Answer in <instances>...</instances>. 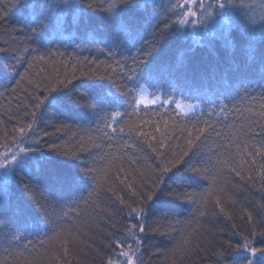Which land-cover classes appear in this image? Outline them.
I'll return each mask as SVG.
<instances>
[{
	"label": "trees",
	"instance_id": "1",
	"mask_svg": "<svg viewBox=\"0 0 264 264\" xmlns=\"http://www.w3.org/2000/svg\"><path fill=\"white\" fill-rule=\"evenodd\" d=\"M95 2L107 8L113 0ZM180 2L149 0L151 6L142 13L144 20L137 34L131 39L122 38L119 48L110 55L99 42L104 39L100 31L73 23L78 17L74 9L56 13L64 20L61 32L50 26L42 30V39H31L33 16L39 10L16 12V0H0V11L12 9L0 20V145L5 136L10 142L11 134L19 135L15 133L17 127L31 123L29 139L39 140L45 151L49 143L62 151H77L76 157L47 153V165L74 178L75 183L57 194L46 179L41 181L42 190L58 202H53L56 206L50 209L49 222L38 231H24L20 220L13 216L17 207L32 216L39 214L20 183L11 179L7 182L3 207L11 225L6 231L15 226L20 239L0 235V264H104L109 257L116 259L121 249L113 241L128 237L132 243L127 228L136 222L118 197L125 204L137 206L133 193L155 180L162 162L187 151L188 132L195 136L198 128L205 129V135L194 141L185 162L166 175L145 209L144 219L151 228L140 249L144 264H224L232 250L224 258L218 257L221 244H242L250 228L249 213L257 224L264 218L260 167L264 156L259 154L264 152L261 0H231L239 19L213 15L206 25L194 5L197 16L190 21L196 28L192 30L193 23L182 26L189 33L184 35L173 27L170 31L174 35L160 49H153L157 43L153 17L159 13L176 19L173 13ZM204 2L214 4L215 0ZM90 15L99 19L103 12L97 7L90 10ZM241 20L243 26H238ZM156 31L159 33V29ZM146 50L153 51L147 57L149 67L183 59L197 79L203 74L213 83L226 82L225 87L231 85V94L222 104L209 103L195 94L168 88L161 80L159 86L144 88L149 99L160 94V102L133 111L131 101L144 92L135 87L137 81L128 79L134 75L132 58L141 57ZM41 55L44 60L38 59ZM73 76L79 79L52 94L44 107H33L38 102L36 97L47 95L50 81ZM100 76L105 80L97 79ZM120 88L132 95L125 98ZM81 91L88 93L99 108L109 110L103 122L69 100ZM100 93L107 97V104L101 102ZM180 100L186 106L197 103L199 108L184 114L174 105ZM115 112L120 116L112 119ZM64 114L70 117L67 127L57 121ZM3 151L0 146V153ZM86 164L92 169L93 180L80 172ZM194 166L204 170L203 178L188 170ZM173 189L181 199L170 195ZM254 243L264 246V238L257 236Z\"/></svg>",
	"mask_w": 264,
	"mask_h": 264
},
{
	"label": "snow or ice",
	"instance_id": "2",
	"mask_svg": "<svg viewBox=\"0 0 264 264\" xmlns=\"http://www.w3.org/2000/svg\"><path fill=\"white\" fill-rule=\"evenodd\" d=\"M189 4L195 5L196 8L200 10V16L202 17L201 22L205 25L207 24V20L213 15L220 18L234 15L239 19V11L233 7L231 0H215L214 4L205 3L204 0H182V2L177 4L178 10L173 13L176 19H170L167 14L161 17L159 13H156L153 17L155 20V23L152 25L153 37L154 40L157 41L156 44L152 45L153 49L156 47L160 49L167 38L174 35V33L170 31L173 27H175L176 32H180L184 35L189 34L188 29L182 26L193 23L189 18L197 16V11L188 7ZM150 6L149 0H113L107 8L99 5L95 0H16V4L13 7L16 12L21 13L28 8L39 10L38 14L33 16L35 23L31 29L33 33L30 37L31 39H42V30L50 26L53 27L55 32H61L64 27V20L62 15L58 16L56 13L58 11L64 13L65 11L74 9L78 13V17L74 18L73 23L77 27L83 26L86 29L92 28L93 31H100L104 39L99 42L107 48L108 54L111 55L114 54L113 49L119 48L122 38L131 39L137 34L144 20L142 13L146 12ZM260 6L264 8V0H261ZM97 7L101 9L103 15L99 19H94L90 15V10ZM10 11H12V9L0 11V20L5 19ZM262 18H264V15H262ZM53 20H55L54 26ZM161 24L163 28H161ZM238 26H243L242 20ZM157 29H159V33L156 31ZM224 39L227 40L228 37L225 36ZM24 51L28 52L29 50L25 48ZM152 54L153 51L146 50L141 57L132 58L135 63V67L132 69L134 75H130L128 79L130 81H137L135 87L139 88L141 92H143L146 85L159 86L161 80H163L168 88L181 91V93L187 92L190 95L195 94L197 99L207 100L209 103L222 104L231 94L228 92V87H231V85L225 87L226 82L213 83L208 76L203 74L197 79L183 59H177L173 63L160 62L149 67V58L147 57H151ZM38 59L44 60L45 57L41 55ZM261 61L264 62V53L261 54ZM117 63H119V61H117ZM82 75L88 76L87 73H83ZM78 79V77L73 76L72 79L65 77V79L57 78L54 82L50 81L46 86L47 95H44L43 98L36 97L38 102L33 107L36 110L41 109V107L45 106L46 101L52 94L67 89L69 85L73 84L74 80ZM89 79L92 78L90 77ZM97 79L105 80V77L100 76ZM107 79L111 80V77H107ZM149 82L152 83L149 84ZM119 93L125 98L132 95L131 92H125L123 88L119 89ZM99 95L102 103L107 104L109 102L103 93ZM156 99L158 100L160 97L157 96ZM69 100L94 113L101 122L106 119V115L109 112L106 108H99L98 104L89 98L88 93L83 91L75 96L69 97ZM152 102L155 103V101ZM144 103L145 100L143 95H141L139 99L133 98L131 101V104L134 106L133 111ZM186 107L194 106L188 105ZM262 107H264V105H262ZM32 115L35 117L36 112L33 111ZM119 116L120 113L115 112L112 119H116ZM69 118L67 114H64V118L57 121L63 123L64 126L67 127ZM105 127H107V125H105ZM31 130V123L26 127H17L15 133L19 135L11 134L12 139L10 142L7 136H5L4 144L0 145L4 147V152L0 153V235L8 239L14 238L16 241L20 239V236L17 235L18 231L16 227L11 226L10 231H6L9 229L11 222L10 220H6V211L3 207L4 193L7 190V182L10 179L20 183L24 192L28 194L36 212L39 214L38 216H32L27 214L21 207L15 209L13 216L20 220L24 231H38L42 225H46L49 222L50 209L56 206L53 202H58L51 194H46V192L42 190L40 186L42 180L46 179L57 194H62L66 188L71 187L75 183L74 178L47 165V153L54 152L64 157H76L77 151L75 149L71 152L62 151L60 146L55 143H49L48 150L45 151V149L40 146L39 140L29 139ZM121 131H123V129H121ZM196 131L197 134L195 136L193 132H188L189 140L187 142V151L182 152L169 162H162V166H158L159 173L156 175L155 180L150 185H147L144 190H137L133 193V195L136 196V201L133 203L137 206L134 207L132 204H125L124 199L118 197L120 203L125 205L129 215L136 221L127 228L132 243L128 242V237L113 241L115 247L121 250L116 259L109 257L104 261V264H144L143 253L140 249L141 246L146 243L144 237L151 228V225L144 219L145 209L164 184L166 175L185 162L184 157L189 156V152L193 149L194 141H199L201 136L205 135V129L203 128H198ZM140 135H144V133L140 132ZM205 139H207L206 136ZM13 144L16 145L15 148H12ZM153 151H157V149L154 148ZM259 154L264 156V152ZM251 163L255 164L256 161L252 160ZM260 167L262 170L261 176L264 178V164L260 165ZM188 170L202 178L204 176V170L197 166ZM80 172L84 177L90 180L94 179L91 175L92 169L88 164L81 168ZM237 175H239V173H237ZM38 192L39 195H37ZM170 195L181 199L176 189H173ZM184 195L186 196L188 194L184 193ZM216 203L219 204L220 201L217 200ZM221 211H223V209H221ZM247 219L250 228L248 233L242 237V244L233 245L230 242L227 243L226 246L221 244V250L216 253L218 257L224 258L226 254L229 253V250H232L231 253L227 255V259L224 260V264H264V246H256L254 243L257 236L264 238V218H261L259 224H257L252 214L249 213ZM133 243L136 247H133ZM65 251H67V249H65ZM120 258L123 259L121 260Z\"/></svg>",
	"mask_w": 264,
	"mask_h": 264
},
{
	"label": "rangeland",
	"instance_id": "3",
	"mask_svg": "<svg viewBox=\"0 0 264 264\" xmlns=\"http://www.w3.org/2000/svg\"><path fill=\"white\" fill-rule=\"evenodd\" d=\"M189 7H191V8H193L194 7V5H192V4H189ZM195 20L194 19V17H190L189 18V20ZM196 28V24H194L193 23V26H192V30H194ZM145 90H143V92H144ZM147 93H143V97H144V100H145V103L144 104H141L140 106H151V105H155V104H157V103H159L160 102V100H161V95L160 94H157V95H155V94H153V97L151 98V99H149V96H148V94L146 95ZM160 97V99H156V97ZM152 101H155V103H153ZM174 105H175V108H176V110H178V111H180V112H182V113H186V114H189V113H192V112H194V111H196L199 107L197 106L198 104L197 103H195V104H191V105H193L194 107H186V104H184L181 100L180 101H177L176 103H174ZM22 146V145H21ZM16 147V145H13L12 146V148H15ZM9 150H11V149H9ZM4 152V151H3ZM2 152V153H3Z\"/></svg>",
	"mask_w": 264,
	"mask_h": 264
}]
</instances>
